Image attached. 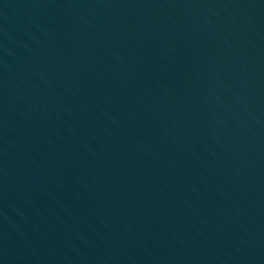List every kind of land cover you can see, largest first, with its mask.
<instances>
[{
  "label": "water",
  "instance_id": "95a60500",
  "mask_svg": "<svg viewBox=\"0 0 264 264\" xmlns=\"http://www.w3.org/2000/svg\"><path fill=\"white\" fill-rule=\"evenodd\" d=\"M0 264H264V0H0Z\"/></svg>",
  "mask_w": 264,
  "mask_h": 264
}]
</instances>
